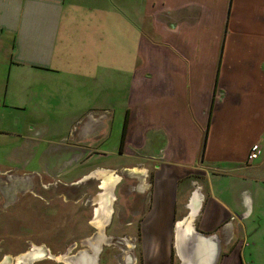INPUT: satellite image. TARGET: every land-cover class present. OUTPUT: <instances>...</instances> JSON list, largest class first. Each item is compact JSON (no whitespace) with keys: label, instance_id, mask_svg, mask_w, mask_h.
Returning a JSON list of instances; mask_svg holds the SVG:
<instances>
[{"label":"crops","instance_id":"0c3cea01","mask_svg":"<svg viewBox=\"0 0 264 264\" xmlns=\"http://www.w3.org/2000/svg\"><path fill=\"white\" fill-rule=\"evenodd\" d=\"M0 143L123 156L140 264H264V0H0Z\"/></svg>","mask_w":264,"mask_h":264},{"label":"rangeland","instance_id":"374dc122","mask_svg":"<svg viewBox=\"0 0 264 264\" xmlns=\"http://www.w3.org/2000/svg\"><path fill=\"white\" fill-rule=\"evenodd\" d=\"M118 135H110L108 149L117 148ZM52 149L33 150L25 167L9 163L16 174L0 172V264H72L82 253L96 264H140L138 220L132 216L146 202L125 194L124 157L98 151L80 162L88 167L62 171ZM4 152L0 143V165L9 161Z\"/></svg>","mask_w":264,"mask_h":264},{"label":"flooded vegetation","instance_id":"af4514ba","mask_svg":"<svg viewBox=\"0 0 264 264\" xmlns=\"http://www.w3.org/2000/svg\"><path fill=\"white\" fill-rule=\"evenodd\" d=\"M47 167V166H46ZM56 167H59V168H61L60 166H56ZM67 169H69V168H67ZM61 170H62V168H61ZM7 173H11V172H7ZM61 173H62V171H61ZM61 174H59V176H60ZM91 250H93L94 251V254L96 253V251L98 250L96 247H92V249ZM92 256H89V254L87 253H82V254H80V255H78V257L76 258V261L74 260V259H72L71 260V263L72 264H90V262L92 261L90 258H91ZM94 258L95 257H92V259H93V261H92V264H96V262H97V259H96V261L94 260Z\"/></svg>","mask_w":264,"mask_h":264},{"label":"built area","instance_id":"2783aa9c","mask_svg":"<svg viewBox=\"0 0 264 264\" xmlns=\"http://www.w3.org/2000/svg\"><path fill=\"white\" fill-rule=\"evenodd\" d=\"M261 154V147L258 143H254L250 146L249 154L246 156L247 163L253 162Z\"/></svg>","mask_w":264,"mask_h":264},{"label":"trees","instance_id":"16d2710c","mask_svg":"<svg viewBox=\"0 0 264 264\" xmlns=\"http://www.w3.org/2000/svg\"><path fill=\"white\" fill-rule=\"evenodd\" d=\"M124 122H125V120H124ZM125 124V123H124ZM125 135V129H124V126H123V133H122V135H121V138H120V151H121V149H122V143H123V136Z\"/></svg>","mask_w":264,"mask_h":264},{"label":"water","instance_id":"95a60500","mask_svg":"<svg viewBox=\"0 0 264 264\" xmlns=\"http://www.w3.org/2000/svg\"><path fill=\"white\" fill-rule=\"evenodd\" d=\"M92 261H93V259H92V257L90 258ZM210 259V258H209ZM92 261L90 262V264H92ZM89 264V263H88Z\"/></svg>","mask_w":264,"mask_h":264},{"label":"bare ground","instance_id":"6f19581e","mask_svg":"<svg viewBox=\"0 0 264 264\" xmlns=\"http://www.w3.org/2000/svg\"><path fill=\"white\" fill-rule=\"evenodd\" d=\"M100 198V197H99ZM102 199V198H101ZM106 200V199H105ZM100 202V201H99ZM106 202V201H105ZM97 210V209H96ZM104 212H105V210H104ZM106 213V212H105Z\"/></svg>","mask_w":264,"mask_h":264}]
</instances>
